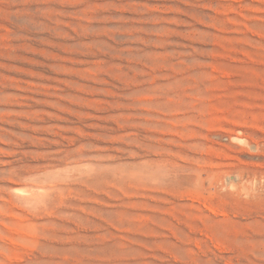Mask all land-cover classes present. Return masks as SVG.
Wrapping results in <instances>:
<instances>
[{"label": "rangeland", "instance_id": "1", "mask_svg": "<svg viewBox=\"0 0 264 264\" xmlns=\"http://www.w3.org/2000/svg\"><path fill=\"white\" fill-rule=\"evenodd\" d=\"M0 264H264V0H0Z\"/></svg>", "mask_w": 264, "mask_h": 264}]
</instances>
